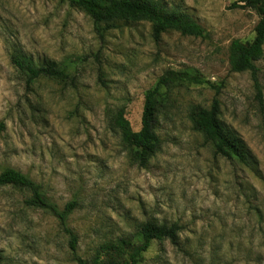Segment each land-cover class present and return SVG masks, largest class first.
<instances>
[{
    "label": "rangeland",
    "instance_id": "1",
    "mask_svg": "<svg viewBox=\"0 0 264 264\" xmlns=\"http://www.w3.org/2000/svg\"><path fill=\"white\" fill-rule=\"evenodd\" d=\"M190 16L207 34L169 31L158 41L146 22L119 23L99 40L91 20L62 0H0V172L15 169L62 209L77 255L134 240L144 222L180 227L178 245L153 241L140 264H264V55L257 99L248 72L231 73L233 40L249 41L258 20L242 0H156ZM37 65L69 62L65 83L26 87L11 56ZM192 69L218 88L220 119L255 160L244 167L213 155L190 121L215 91H163L161 148L146 166L130 160L114 120L140 129L144 94L168 70ZM27 191L0 188V264H76L49 214L27 208Z\"/></svg>",
    "mask_w": 264,
    "mask_h": 264
},
{
    "label": "trees",
    "instance_id": "2",
    "mask_svg": "<svg viewBox=\"0 0 264 264\" xmlns=\"http://www.w3.org/2000/svg\"><path fill=\"white\" fill-rule=\"evenodd\" d=\"M71 8L83 12L92 22L93 31L103 40L105 33L116 29L119 23L146 22L150 25L151 37L158 41L169 31L199 39L207 38L206 31L187 14L169 10L156 0H62ZM241 9L255 13L258 20L253 28L254 36L249 41L233 40L228 49V66L231 73L250 74L257 99L261 101L262 92L258 83L256 63L264 55V0H242ZM11 64L21 74L26 87L39 79L60 83L67 82L72 74L69 62L56 65L46 63L37 65L25 57L11 56ZM207 86L215 93L208 108L193 107L190 121L195 131L201 133L211 144L213 155L235 164L251 168L255 160L238 134L227 127L220 119V103L217 99L219 89L192 69L168 70L157 78L155 85L146 91L143 99L140 129L131 130L128 121L122 116L114 120L121 140L129 150L130 160L144 167L159 152L161 140L156 133L157 118L163 108V91L170 92L181 86ZM10 187L27 191L30 196L23 201L27 208L41 210L53 217L67 237L68 248L76 264H140L153 241H169L178 245L180 227L144 222L135 233L134 240L119 238L100 247L89 259L77 255L78 239L67 226L70 215L76 208L74 201L62 209L53 204L42 192L39 184L21 172L5 168L0 172V188Z\"/></svg>",
    "mask_w": 264,
    "mask_h": 264
}]
</instances>
